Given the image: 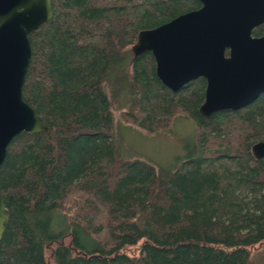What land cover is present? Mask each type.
Listing matches in <instances>:
<instances>
[{
	"label": "trees",
	"instance_id": "trees-1",
	"mask_svg": "<svg viewBox=\"0 0 264 264\" xmlns=\"http://www.w3.org/2000/svg\"><path fill=\"white\" fill-rule=\"evenodd\" d=\"M29 34L24 100L47 129L22 132L0 165L9 220L0 264H256L264 244V91L202 118L204 79L172 93L137 33L197 0H51ZM264 35V22L251 31ZM114 110L152 135L193 121L186 153L166 167L121 156ZM56 226V228H55Z\"/></svg>",
	"mask_w": 264,
	"mask_h": 264
},
{
	"label": "water",
	"instance_id": "water-1",
	"mask_svg": "<svg viewBox=\"0 0 264 264\" xmlns=\"http://www.w3.org/2000/svg\"><path fill=\"white\" fill-rule=\"evenodd\" d=\"M199 7L137 33L134 56L150 52L155 76L170 92L204 79L202 118L236 111L264 91V0H197ZM51 0H0V165L11 141L22 132L47 129L24 100L22 88L30 64L29 34L52 18ZM264 158V141L250 146ZM9 215L0 196V241Z\"/></svg>",
	"mask_w": 264,
	"mask_h": 264
},
{
	"label": "rangeland",
	"instance_id": "rangeland-1",
	"mask_svg": "<svg viewBox=\"0 0 264 264\" xmlns=\"http://www.w3.org/2000/svg\"><path fill=\"white\" fill-rule=\"evenodd\" d=\"M114 117L115 138L121 156L141 158L162 167L183 157L195 130L192 120L177 118L166 132L148 135L124 123L118 110H114ZM251 254L256 264H264V244Z\"/></svg>",
	"mask_w": 264,
	"mask_h": 264
}]
</instances>
